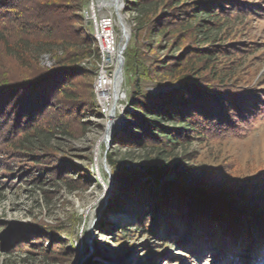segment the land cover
<instances>
[{
	"label": "rangeland",
	"instance_id": "374dc122",
	"mask_svg": "<svg viewBox=\"0 0 264 264\" xmlns=\"http://www.w3.org/2000/svg\"><path fill=\"white\" fill-rule=\"evenodd\" d=\"M220 3H223L222 11L229 15L238 11L239 17L231 18L226 30L228 40H224L227 52L217 56L216 64L232 79L249 85L255 93L249 97L253 98L251 104H256L258 99L264 98V0H221ZM121 4L122 7L119 1L118 13L130 30L127 46L133 45L143 56H150L146 70L150 67L155 72L162 61L171 64V57L180 55L173 51L174 38L137 32L135 13L124 10V0ZM112 5L109 0H84L79 23L69 28L70 32L76 30L80 36L92 38L99 57H86L78 63L83 71L92 70L88 79L77 77L71 81L72 92L91 106L78 98L77 102L60 109L44 108L46 114L51 113L40 124L66 127L67 135L54 133L46 142L47 151L33 152L30 156L26 154L29 152L12 147L10 143L17 138L14 135L9 138L4 133L5 137L0 140V264H264V234L259 238L252 233L254 230L248 235L241 231L236 232L235 237L233 232L216 223L171 224L166 217L170 209L159 208L157 203L153 214H149L154 204L143 190L139 193L140 188L150 187L153 192L163 190L165 183L170 182L191 191L200 187L197 182L205 172L215 168L224 175L219 185L208 186L211 194H215L218 188H225L223 182L233 184L238 178L263 174L264 120L248 127L249 120L242 122L237 117L240 105H232L233 113L224 120L234 121L235 132L236 127H244L241 135L216 140L194 138L169 153L150 149L158 148L159 143L143 140L132 126L134 119L130 115L126 117V112L132 111L128 101L135 81L124 68L120 100L110 119L112 103L106 102L109 105L105 112V105L97 98V67L103 65L104 52L102 36L95 31V25L102 18H109L116 45L119 44L121 33ZM169 22L173 24L174 19ZM69 42L75 45V41ZM112 61L113 66L108 68L110 77L114 73L115 60ZM40 63L51 67L54 61L42 56ZM5 64L15 66L14 62ZM57 73L36 88L37 97L31 93L26 95L25 88L1 90L0 96L8 97L13 93L16 98L23 92L20 97L44 99L42 103H45L50 96L56 98L52 85ZM141 84L148 93L172 89L171 86L159 88L150 83ZM112 93L111 90L110 100ZM11 104H7L9 110L13 107ZM109 121L113 125L107 134ZM13 125L4 122V127L10 131L16 128ZM105 136H108L107 141ZM138 142L147 147L137 145ZM108 155L118 164L139 172V180L116 179L108 164L109 178L103 168V156L107 162ZM188 168L192 169L190 173ZM137 193L139 198L135 197ZM224 249L231 259L226 257V252L222 253Z\"/></svg>",
	"mask_w": 264,
	"mask_h": 264
},
{
	"label": "trees",
	"instance_id": "16d2710c",
	"mask_svg": "<svg viewBox=\"0 0 264 264\" xmlns=\"http://www.w3.org/2000/svg\"><path fill=\"white\" fill-rule=\"evenodd\" d=\"M124 1V10L135 13L137 32L174 38L173 51L180 52L179 56L171 57V64L162 61V65L153 72L150 67L147 70L145 68L150 56H143L133 45L127 46L124 51V71L131 74L135 81L128 101L132 111H127L126 117L130 115L134 119L132 126L143 140L159 143L158 148L150 149L169 153L194 138L216 140L241 135L244 127H236L235 132L234 121H228V124L224 120V117L227 119L233 113L232 105H240L237 117L242 122L249 120L248 127L264 120V98L251 104L253 98L249 97L255 93H252L249 85L232 79L216 64L217 56L227 52L224 42L228 40L226 30L231 18L239 17L238 11L233 12L231 17L222 11L221 0ZM83 3L84 0H0V91L25 88L26 95H33L42 82L51 76L53 78L58 72L52 85V93L56 98L50 96L45 103H42L44 99L20 97L23 92L16 98L13 93L8 97L0 96V140L14 135L17 138L10 144L17 150L29 152L26 153L28 156L33 152L47 151L49 146L46 142L54 133L67 135L66 127L40 124L51 113L46 114L44 108L60 109L77 102L80 96L72 92L71 81L77 77L88 79L92 72L83 71L78 63L86 57H99L92 38L80 36L76 30L70 32L69 29L73 28V23H79ZM157 19L161 23L154 27ZM169 19H174L173 24ZM167 20L168 23H162ZM68 23L69 27H66ZM171 26L174 30H170ZM69 41H75V45ZM42 56H48L54 64L51 67L41 65ZM6 62H14L15 66H6ZM143 82L159 88L171 86L172 89L164 93H148L142 87ZM33 96L37 97L35 94ZM79 101L91 106L84 99L80 98ZM9 103L13 106L10 110ZM4 122L14 123L12 127L16 128L10 131L4 127ZM137 145L147 147L141 142ZM107 162L116 179L125 178L126 182L139 180V172L118 164L112 156L108 155ZM191 171V168L187 169V172ZM221 178L224 175L214 168L205 172L198 179L200 187H194L191 191L166 182L163 190L152 192L150 187H143L139 193L143 190L154 204L149 214H153L156 203L159 208L170 209L169 214L166 211L168 223H216L234 234L242 231V234L248 235L254 230L252 233L259 238L264 236L261 231L264 230V172L252 178H238L233 184L223 182L225 188H218L215 194H211L208 186L220 183ZM139 193L135 197L140 196ZM252 208L255 211H250ZM227 244H230L229 241ZM226 251L224 249L222 253ZM227 252L226 257L229 259Z\"/></svg>",
	"mask_w": 264,
	"mask_h": 264
},
{
	"label": "built area",
	"instance_id": "2783aa9c",
	"mask_svg": "<svg viewBox=\"0 0 264 264\" xmlns=\"http://www.w3.org/2000/svg\"><path fill=\"white\" fill-rule=\"evenodd\" d=\"M96 30L100 36H102L103 46H104V58L102 67H97L99 69V79H98V96L102 85H105L106 81L110 78L108 75V68L113 66L112 60H115L116 52V39L115 32L111 20L109 18H102L98 24L95 25ZM110 60V61H109ZM108 102V101H106ZM105 102V112L108 111V105Z\"/></svg>",
	"mask_w": 264,
	"mask_h": 264
},
{
	"label": "water",
	"instance_id": "95a60500",
	"mask_svg": "<svg viewBox=\"0 0 264 264\" xmlns=\"http://www.w3.org/2000/svg\"><path fill=\"white\" fill-rule=\"evenodd\" d=\"M110 2L113 3V8H114V11H115V14H116V17H117V20H118V23L121 21V15L118 13V0H109ZM120 7H122V4H121V0H120ZM121 23V22H120ZM120 35H121V38H122V42L120 43V45L118 46L117 48V56H116V67H115V70H114V77H118V76H121L123 75V68H124V51L128 45V42L130 40V30H128V32H126V30L124 29L122 23L120 24ZM115 102V100H114ZM115 103H113L112 105V108H111V111L108 115V117L111 119L114 115V110H115ZM110 125H111V121H109L107 124H106V132L107 130H109L110 128ZM108 137L105 136V141H107ZM105 155V154H104ZM103 168L105 170V172L108 174L109 178L111 176V172H110V168H109V165L108 163L106 162V158L105 156H103ZM91 241L88 240V243H90Z\"/></svg>",
	"mask_w": 264,
	"mask_h": 264
},
{
	"label": "bare ground",
	"instance_id": "6f19581e",
	"mask_svg": "<svg viewBox=\"0 0 264 264\" xmlns=\"http://www.w3.org/2000/svg\"><path fill=\"white\" fill-rule=\"evenodd\" d=\"M119 1L120 0H118V2ZM120 22L122 23V25H123L124 29L126 30V32H128L129 29H128L127 25L125 24V21H124V19L122 17H121V21ZM120 22L118 23L119 28H120V24H121ZM121 42H122V38L120 36V42L117 45L116 52H115L114 70H115V67H116L117 48H118V46L120 45ZM102 52H104V46H102ZM114 76L115 75L113 74V77H110L106 81L105 85H102L101 88H100L99 96L97 98H98V100L102 101V103L104 105H105L106 101L111 102L112 105H113V103H115L114 105H116V103L120 100V94H121V88H122V75L118 76L116 78ZM111 90L113 92L112 93V100H110V98H109V94H110ZM97 92H98V90H97ZM114 100H115V102H114ZM111 108H112V106H111ZM110 111H111V109H110ZM111 121L113 122V119ZM111 125H113V123H111ZM111 125H110V127H111ZM106 133L108 134L109 130H107Z\"/></svg>",
	"mask_w": 264,
	"mask_h": 264
}]
</instances>
